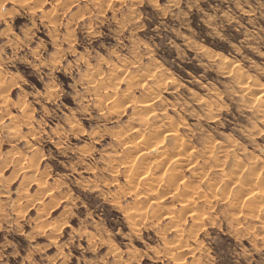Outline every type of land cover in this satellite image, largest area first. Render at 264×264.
Returning a JSON list of instances; mask_svg holds the SVG:
<instances>
[{
	"label": "rangeland",
	"instance_id": "1",
	"mask_svg": "<svg viewBox=\"0 0 264 264\" xmlns=\"http://www.w3.org/2000/svg\"><path fill=\"white\" fill-rule=\"evenodd\" d=\"M263 186L264 0H0V264H264Z\"/></svg>",
	"mask_w": 264,
	"mask_h": 264
},
{
	"label": "bare ground",
	"instance_id": "2",
	"mask_svg": "<svg viewBox=\"0 0 264 264\" xmlns=\"http://www.w3.org/2000/svg\"><path fill=\"white\" fill-rule=\"evenodd\" d=\"M50 14V13H49ZM117 73V72H116ZM236 95L237 96H242L243 94H242V92L241 93H236ZM257 95V94H256ZM243 97V96H242ZM138 103V102H137ZM150 106V103H144L143 104V109L144 110H146L147 112L149 111V109H148V107ZM148 115V114H147ZM29 118V117H28ZM27 117L26 118H24V119H22V122L20 123V125L22 126V127H28L29 125H30V120L28 119ZM161 121V120H160ZM124 132V131H123ZM149 132V131H148ZM160 132V131H159ZM161 132H163V131H161ZM168 132V131H167ZM13 133V132H12ZM129 134L128 135H125V134H120V135H118V136H116L117 137V141H126V144H128L129 145V143L130 142H133V140H135L134 138H136L139 134H140V131H139V129H137V128H132V130L130 131V132H128ZM151 133V132H150ZM155 133V132H154ZM31 134V133H30ZM127 134V133H126ZM158 134V136H159V133H157ZM164 134H166V133H164ZM171 134H174V133H172V132H170L169 133V135H171ZM140 135H142V134H140ZM168 135V136H169ZM143 136V135H142ZM157 136V137H158ZM179 136V135H178ZM144 137V136H143ZM137 138H140L139 136L137 137ZM136 138V139H137ZM125 139H127V140H125ZM141 139H143V138H141ZM144 139H147V138H145L144 137ZM148 140V139H147ZM153 140V139H152ZM145 142H143L144 144L147 142L146 140H144ZM149 141V140H148ZM148 143V142H147ZM149 143H153V142H151V141H149ZM131 144H134V142L133 143H130V145ZM153 144H155V143H153ZM140 145L142 146V144L140 143ZM139 145V146H140ZM146 145V144H145ZM150 145V144H149ZM150 146H152V145H150ZM150 146H148V144L144 147V148H151ZM138 147H136V149H137ZM154 148V147H153ZM139 149H141L140 147H139ZM141 151V150H140ZM143 151V150H142ZM138 152V151H137ZM159 151H157V153H158ZM144 154V153H143ZM141 155V154H140ZM170 156V155H169ZM226 157V156H225ZM146 159V158H145ZM165 159V158H164ZM210 163V162H209ZM235 163V162H234ZM127 164V163H126ZM237 164V163H236ZM142 165V164H141ZM222 166V165H221ZM213 168V167H212ZM130 169V168H129ZM236 171V170H235ZM172 172V171H171ZM234 174V173H233ZM250 174V173H249ZM238 176V175H237ZM225 177V176H224ZM251 177V176H250ZM254 177V176H253ZM201 178V177H200ZM232 179H233V177H232ZM236 179V178H235ZM221 182V181H220ZM168 183V182H167ZM226 183V182H225ZM224 183V184H225ZM236 183V182H235ZM254 183V182H253ZM134 185V184H133ZM210 187V186H209ZM264 187V186H263ZM205 188V187H204ZM221 188V187H220ZM226 188V187H225ZM253 188V187H252ZM255 188V187H254ZM213 190H214V188H213ZM212 190V191H213ZM253 190V189H252ZM185 192H186V190H185ZM222 192V191H221ZM187 193H188V195H189V192L187 191ZM186 193V194H187ZM258 193V192H257ZM219 194V193H218ZM183 196V195H182ZM236 197V196H235ZM234 198V197H233ZM240 198V197H239ZM182 199H183V197H182ZM236 199V198H235ZM186 200V199H185ZM184 201V200H183ZM185 202V201H184ZM237 202V201H236ZM184 205H186V204H183V207H184ZM232 205V204H231ZM187 206V205H186ZM185 206V207H186ZM184 207V208H185ZM235 209V208H234ZM184 210V209H183ZM256 210V209H255ZM139 211V210H138ZM162 214V213H161ZM37 216V215H36ZM191 216V215H190ZM194 218V217H193ZM31 219L32 220H34L35 219V216H33V217H31ZM143 219V218H142ZM174 246V245H173ZM191 249V248H190ZM177 259V258H176Z\"/></svg>",
	"mask_w": 264,
	"mask_h": 264
}]
</instances>
